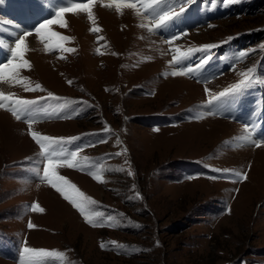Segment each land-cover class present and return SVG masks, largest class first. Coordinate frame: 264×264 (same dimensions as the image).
Returning a JSON list of instances; mask_svg holds the SVG:
<instances>
[{
    "label": "rangeland",
    "instance_id": "1",
    "mask_svg": "<svg viewBox=\"0 0 264 264\" xmlns=\"http://www.w3.org/2000/svg\"><path fill=\"white\" fill-rule=\"evenodd\" d=\"M136 4V11L101 10L111 17L96 23L80 12L64 15L66 26L49 24L44 34L70 39L45 51V42L58 41H42L36 30L56 15L43 13L38 2L33 22L15 27L18 18L0 0V64L37 25L23 53L31 66L19 78L43 89L0 87L14 99L39 100L31 125L7 104L0 107V264H25V247L65 254L53 264H264V162L254 161L264 156V0H161L159 9H171L174 18L155 31L147 2ZM100 9L92 5V13ZM138 14L147 21L139 25ZM122 17L140 32L120 24ZM205 45L215 47L173 63V49ZM181 67L186 74H171ZM245 73L252 78L247 87L212 102ZM216 119L223 128L212 126ZM32 132L71 141L63 152L77 151L76 166L56 171L95 201L90 208L103 225L88 224L40 179L47 161ZM33 204L44 211H32Z\"/></svg>",
    "mask_w": 264,
    "mask_h": 264
},
{
    "label": "snow or ice",
    "instance_id": "2",
    "mask_svg": "<svg viewBox=\"0 0 264 264\" xmlns=\"http://www.w3.org/2000/svg\"><path fill=\"white\" fill-rule=\"evenodd\" d=\"M96 2V0H82L80 3H74L71 7H61L56 12L57 20L48 21L45 24H42L40 28L36 30V34L40 37L42 41H47L51 38H56L57 43L54 45H50L45 42V51H52L53 49H62V43L64 41H68L70 38L66 36H62L55 32H48L47 35L44 34V30L48 28L49 24L59 22L61 26H66L62 17L67 12H83L87 14V17L90 21L95 23L92 13V5ZM187 0H180V3H186ZM225 3L228 0H224ZM113 3L117 10L121 7H137L135 0H131V2H127V0H113ZM161 0H147V8L151 9L149 13L153 19L156 20L155 28H150L149 31H155L164 25H166L171 19H173V15L171 13V9L168 11H163L159 9V5ZM105 7H109L111 5H104ZM92 32H99L101 29L97 27H93L90 29ZM26 35H30V33H25ZM215 47V45H205L199 49H189L188 52H180L179 49H173L174 52L178 53L173 57L174 64H182L183 59L188 58L191 54L196 51H204L207 52L209 49ZM25 48V39L24 37H20L17 39L15 43V47L11 49V59L7 61V63L0 64V81L5 83H23L26 90H43L41 85L36 84L35 88H31L30 85L21 80L19 78V72L21 69L30 68V62L24 59V51ZM65 51H74V49H63ZM99 51V50H97ZM246 55L245 52L241 51L239 54V58L242 59ZM18 61V63H17ZM205 63L207 60L205 59ZM202 66V65H201ZM197 71L199 69H196ZM193 68H188L187 72L191 73ZM251 71V70H249ZM174 76L184 75L186 74L183 67L178 71H174L171 73ZM252 78L247 76L245 73V78L241 79L238 83L233 84L230 88H226L223 91L219 92L217 95L213 96L212 102L221 101L227 97L234 96L236 93L241 91L243 88L247 87L251 83ZM71 83V81H69ZM208 90L206 89V92ZM51 97L52 94H49ZM39 100L31 101V100H23V99H14L11 95H5L3 92H0V107H4L5 104L8 105L7 110L11 111L17 120H21L22 118L26 120L29 125L34 120L33 112L34 109L32 105L38 104ZM32 139L40 146L41 148V156L47 161L44 166L43 176L40 179L47 181V183L54 188L58 193H60L63 198L69 201L74 207H76L81 214L84 216L85 221L91 226L103 225L104 219L102 214L99 211H94L90 208L91 205L95 204L91 198L85 196L79 189L76 188L75 185L70 184L64 177L60 176L57 173V169L61 167H69L74 168L77 163V151H72L70 154H65L63 152V146L71 141H65L63 138H52L48 136H42L35 132L30 133ZM103 142V141H97ZM57 146L60 147V151H57ZM94 146V145H89ZM256 146H260L257 144ZM70 156V158H69ZM227 171V170H220ZM238 179L246 178L242 176L241 173L235 172L233 173ZM94 179L100 180L103 182L101 177L93 174ZM32 211H40L43 212L44 209L41 208L38 204L31 205ZM109 223L112 222V217L106 218ZM29 228H33L34 225L29 223ZM115 243V242H113ZM104 246L103 244L101 245ZM64 253L59 252L57 250H45V249H33L30 247H25L23 249L22 257L25 259V264H53L54 259H60L64 257Z\"/></svg>",
    "mask_w": 264,
    "mask_h": 264
},
{
    "label": "bare ground",
    "instance_id": "3",
    "mask_svg": "<svg viewBox=\"0 0 264 264\" xmlns=\"http://www.w3.org/2000/svg\"><path fill=\"white\" fill-rule=\"evenodd\" d=\"M96 2L99 4V7L100 8H102V9H100V10H98V11H94L93 12V18H94V20H95V23L97 22V20L98 19H100L101 17H103L104 19H107V18H109L110 19V17H109V15H107V14H103L102 13V11H110V10H114L115 11V6H114V3L113 2H107V1H104V0H96ZM139 3L140 4H143V3H146V1L145 0H139ZM104 5H111V6H109V7H105ZM134 8V7H133ZM104 9V10H103ZM102 10V11H101ZM134 10H135V8H134ZM136 11V10H135ZM22 12H24V11H22ZM76 12H79V11H76ZM120 12V11H119ZM71 13H73V12H71ZM81 14H83V12H80ZM105 13H107V12H105ZM134 13V12H133ZM150 13V12H149ZM70 14V12H67V14H65V15H69ZM81 14H76V16H80V19H84V17L85 18H87V14L86 13H84V16L82 15L81 16ZM135 14V13H134ZM114 16V15H113ZM36 17V16H35ZM139 17V18H138ZM138 24L139 25H141L142 24V21H147V20H145V18L144 17H142L141 15H139L138 14ZM120 19V16L117 18L116 17V20H119ZM122 21L121 22H123V23H120V24H122V25H128L130 28H132V30H134V31H137L138 33L140 32V27H138L137 25L135 26H133L132 24V22L131 21H126L125 20V17H122V19H121ZM130 20H134V19H130ZM99 23V22H98ZM17 25V23H15L14 22V24L13 25ZM98 25V24H97ZM5 26V25H4ZM32 26V25H31ZM99 26V25H98ZM16 27V26H15ZM127 27V26H126ZM18 28H20V27H18ZM138 28V29H137ZM3 31V30H2ZM13 33H15V31L13 32ZM27 33H30V35H26L25 36V34L23 35V37H24V39H25V41H26V43H28L29 45H33L34 44V42H35V40H34V38H35V35L34 34H32V32H27ZM182 33V32H181ZM180 34V33H179ZM178 34V35H179ZM154 37V36H153ZM170 39H177V35H175L173 38H170ZM173 41V40H172ZM9 42V41H8ZM169 80H171L170 78H168ZM178 79H181V80H185V81H188V80H186L185 78H183V77H181V78H178ZM172 82H173V80H171ZM188 82H192V81H188ZM194 85H197L196 87H198V84H196V83H194V82H192ZM1 85H4V82L3 81H0V87H1ZM178 87V86H177ZM183 87V86H182ZM183 88H185V87H183ZM193 89L194 88H192L191 87V90L193 91ZM216 120H218V121H220V123L219 124H217V125H213L212 124V126L213 127H217V128H223V126L221 125V119H216ZM227 123H229V122H227ZM231 125H233L234 126V124H231ZM225 127V126H224ZM232 136V135H231ZM233 137H235L234 135H233ZM252 139V138H251ZM201 140V139H200ZM199 140V141H200ZM236 141H237V139H236ZM199 145H201V144H199ZM261 160V162L263 161L264 162V156L263 155H261V154H256L255 155V158H254V161L255 160H257L256 161V163H259V160ZM257 165V164H256ZM261 165V164H260ZM254 168V167H253ZM252 171V170H251ZM251 173V172H250ZM251 180V179H250ZM223 181H228V180H223ZM258 181V180H257ZM214 182V181H213ZM211 182V184L213 185H215V184H217L218 183V181H216V182ZM220 182H222V181H220ZM229 183H231V184H233L234 185V182H230V181H228ZM256 183V182H255ZM258 183V182H257ZM207 185V184H206ZM210 186V185H209ZM225 186H226V184H225ZM205 187V186H204ZM230 187V186H229ZM206 188V187H205ZM210 188V187H209ZM218 188V187H217ZM216 189V188H215ZM218 190V189H217ZM210 191V190H209ZM213 191V190H212Z\"/></svg>",
    "mask_w": 264,
    "mask_h": 264
}]
</instances>
